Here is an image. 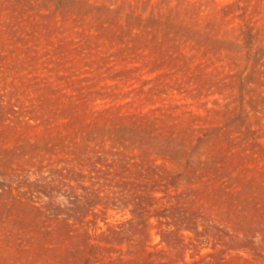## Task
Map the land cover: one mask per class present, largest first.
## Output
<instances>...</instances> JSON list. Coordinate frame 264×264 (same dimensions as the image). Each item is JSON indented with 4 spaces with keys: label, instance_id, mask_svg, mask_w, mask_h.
I'll return each instance as SVG.
<instances>
[{
    "label": "rangeland",
    "instance_id": "obj_1",
    "mask_svg": "<svg viewBox=\"0 0 264 264\" xmlns=\"http://www.w3.org/2000/svg\"><path fill=\"white\" fill-rule=\"evenodd\" d=\"M0 264H264V0H0Z\"/></svg>",
    "mask_w": 264,
    "mask_h": 264
}]
</instances>
